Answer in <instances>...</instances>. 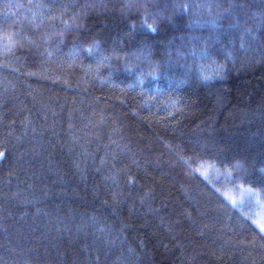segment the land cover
<instances>
[{
	"label": "trees",
	"instance_id": "16d2710c",
	"mask_svg": "<svg viewBox=\"0 0 264 264\" xmlns=\"http://www.w3.org/2000/svg\"><path fill=\"white\" fill-rule=\"evenodd\" d=\"M148 2L0 0V264H264V0Z\"/></svg>",
	"mask_w": 264,
	"mask_h": 264
},
{
	"label": "clouds",
	"instance_id": "9594fccd",
	"mask_svg": "<svg viewBox=\"0 0 264 264\" xmlns=\"http://www.w3.org/2000/svg\"><path fill=\"white\" fill-rule=\"evenodd\" d=\"M161 0H158V3L160 4ZM234 3V0H233ZM151 4L148 2V0H122V7L121 12L124 14H130V13H142L145 16L157 14L155 12V8H152V11L150 12ZM181 11H178L177 13H180ZM184 13V12H183ZM231 13V11H221L217 12L216 14H211V12L207 15L200 14V19L195 21V24L197 26L201 25L202 17H206L207 19L203 21V23L211 26L214 30V32L218 29V27L222 26L221 21L226 16V14ZM171 22V21H170ZM259 28L260 26L257 24L255 25V29L253 26H248L245 29V33L249 36H251L254 40L259 39ZM154 34V33H153ZM11 39V37H5ZM211 38V37H209ZM11 46H4V52L5 54H8L11 51Z\"/></svg>",
	"mask_w": 264,
	"mask_h": 264
},
{
	"label": "rangeland",
	"instance_id": "374dc122",
	"mask_svg": "<svg viewBox=\"0 0 264 264\" xmlns=\"http://www.w3.org/2000/svg\"><path fill=\"white\" fill-rule=\"evenodd\" d=\"M232 195V200L236 205L243 208L254 224L260 229L264 228V195L240 188L239 191L228 192ZM264 233V231H262Z\"/></svg>",
	"mask_w": 264,
	"mask_h": 264
},
{
	"label": "snow or ice",
	"instance_id": "6c2138e0",
	"mask_svg": "<svg viewBox=\"0 0 264 264\" xmlns=\"http://www.w3.org/2000/svg\"><path fill=\"white\" fill-rule=\"evenodd\" d=\"M5 39L9 41V43H7L6 46L10 47L11 46V40L9 38H5ZM3 155H4L3 153H0V157H3ZM261 231H264V228H262Z\"/></svg>",
	"mask_w": 264,
	"mask_h": 264
}]
</instances>
